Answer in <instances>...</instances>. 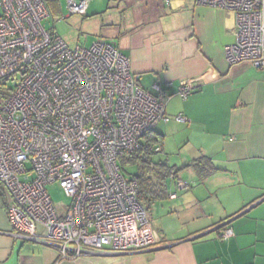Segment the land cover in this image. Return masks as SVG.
Segmentation results:
<instances>
[{"label": "built area", "instance_id": "obj_1", "mask_svg": "<svg viewBox=\"0 0 264 264\" xmlns=\"http://www.w3.org/2000/svg\"><path fill=\"white\" fill-rule=\"evenodd\" d=\"M51 1L0 0V82L13 81L0 106V187L8 193V222L14 236L53 248L58 261L153 247L159 237L138 200L137 180L124 177L119 160L168 121L171 95L156 82L151 92L143 89L115 43L98 39L71 48L46 30ZM89 2L66 0L69 14L84 15ZM194 4L234 13L235 41L224 47L228 64L264 65V0ZM190 87L179 88L182 98ZM55 182L68 205L52 202L46 186ZM231 235L226 227L220 233Z\"/></svg>", "mask_w": 264, "mask_h": 264}, {"label": "crops", "instance_id": "obj_2", "mask_svg": "<svg viewBox=\"0 0 264 264\" xmlns=\"http://www.w3.org/2000/svg\"><path fill=\"white\" fill-rule=\"evenodd\" d=\"M125 1L143 14L118 27L112 42L143 89L156 82L171 95L168 121L153 129L165 156L151 160L172 174L158 184L159 169L150 172L157 193L144 206L159 242L134 254L58 261L53 248L14 236L0 187V264H264V65L226 61L224 47L235 41L231 11L194 0ZM184 84L191 86L186 98ZM199 158L215 170L199 174L190 166ZM179 181L187 188L178 189ZM222 223L232 230L227 239Z\"/></svg>", "mask_w": 264, "mask_h": 264}, {"label": "rangeland", "instance_id": "obj_3", "mask_svg": "<svg viewBox=\"0 0 264 264\" xmlns=\"http://www.w3.org/2000/svg\"><path fill=\"white\" fill-rule=\"evenodd\" d=\"M49 15L43 19V27L59 35L69 47L89 46L98 39L117 41L114 34L118 27L125 23L133 22L137 16H142L143 6L136 2L122 0H90L84 15L69 14L66 0H55L47 3ZM13 87V81L0 83V106L5 97L2 91H9ZM175 142L172 143V146ZM165 156L162 152L155 153L156 157ZM176 153L170 154L169 163L174 162ZM122 174L126 179L136 174L137 168L133 164L125 162ZM46 190L54 204L68 205L70 198L67 197L57 182L48 184Z\"/></svg>", "mask_w": 264, "mask_h": 264}, {"label": "trees", "instance_id": "obj_4", "mask_svg": "<svg viewBox=\"0 0 264 264\" xmlns=\"http://www.w3.org/2000/svg\"><path fill=\"white\" fill-rule=\"evenodd\" d=\"M54 2V1H51ZM6 81V80H5ZM1 83V82H0ZM8 91L3 90L2 94L3 97L7 95ZM158 138L154 132V130L149 131L148 133L144 134L139 142V148L135 150L134 152L122 157L119 160V165L121 171L124 170L123 164L125 162H128L129 164H133L137 168L136 174L132 175L129 179H136L138 183V200L143 202L142 204L146 206V201L151 200L152 194L157 193V190L154 191L152 184L153 181L151 180L152 175H150V172L154 168H158L160 172V176L158 178V184L159 180H164L169 176L171 173L172 168L167 165L162 164H154L151 160V156L157 151L154 149H151L152 146L156 145L158 142ZM203 165V166H202ZM167 166V167H166ZM195 170L198 171L199 174H209L210 172L214 171L215 168L210 160L206 158H199L194 160L191 165ZM205 171H202V169ZM149 193H152L151 196L148 195ZM157 196V195H156ZM224 228V226H220L219 229Z\"/></svg>", "mask_w": 264, "mask_h": 264}, {"label": "water", "instance_id": "obj_5", "mask_svg": "<svg viewBox=\"0 0 264 264\" xmlns=\"http://www.w3.org/2000/svg\"><path fill=\"white\" fill-rule=\"evenodd\" d=\"M226 223H222L221 225H218V228L220 227V226H224Z\"/></svg>", "mask_w": 264, "mask_h": 264}]
</instances>
